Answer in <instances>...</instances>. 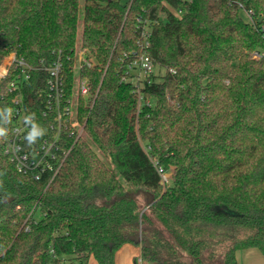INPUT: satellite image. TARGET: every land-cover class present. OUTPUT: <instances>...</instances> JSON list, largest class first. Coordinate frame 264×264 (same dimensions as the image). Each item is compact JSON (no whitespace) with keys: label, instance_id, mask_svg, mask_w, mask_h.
<instances>
[{"label":"trees","instance_id":"1","mask_svg":"<svg viewBox=\"0 0 264 264\" xmlns=\"http://www.w3.org/2000/svg\"><path fill=\"white\" fill-rule=\"evenodd\" d=\"M138 16L158 20L150 53L165 70L141 87V105L122 61ZM263 25L264 0H193L181 15L162 0L130 10L118 0H0V63L16 53L35 68L24 93L39 123L41 63L60 57L71 92L75 52L87 49L82 74L95 93L81 100L83 132L67 138L62 169L34 180L6 152L11 75L0 82V264H116L126 244L140 248L136 264L264 255V55L253 56L264 53Z\"/></svg>","mask_w":264,"mask_h":264},{"label":"built area","instance_id":"2","mask_svg":"<svg viewBox=\"0 0 264 264\" xmlns=\"http://www.w3.org/2000/svg\"><path fill=\"white\" fill-rule=\"evenodd\" d=\"M130 10L134 0H118ZM177 6L169 0H162L168 11L181 15L185 7L193 0H175ZM251 23H255L252 10H245ZM157 19L137 17L136 45L130 51H124L125 79L132 80L136 85L139 105L145 102L141 87L152 84L156 78L163 75L165 70L152 58V31ZM264 30V25L262 26ZM264 53L254 52L256 59H261ZM93 61L88 57L85 48H78L75 52L73 65V87L68 91L65 79V64L59 57L49 65L38 67L47 72L45 91L41 94L44 103L43 117L47 122L41 124L36 114L31 110L34 100L26 101L24 88L31 82V73L35 69L23 57L11 53L0 63V82L11 75L8 91L13 97V126L6 152L19 172L31 176L34 180L53 179L62 169L72 146L66 143L67 138L83 132L79 112L81 100L90 104L95 100L94 90L89 79L82 74L85 67H90ZM164 70L163 73L160 71ZM174 72V71H172ZM161 73V74H160ZM32 104V105H31ZM30 105V106H28ZM162 173L163 182L168 181L167 174ZM142 264L141 258L139 263Z\"/></svg>","mask_w":264,"mask_h":264},{"label":"rangeland","instance_id":"3","mask_svg":"<svg viewBox=\"0 0 264 264\" xmlns=\"http://www.w3.org/2000/svg\"><path fill=\"white\" fill-rule=\"evenodd\" d=\"M242 15L246 20H248V16L246 15V13H242ZM160 72L163 73L164 70H161ZM167 177L168 178L170 177V173L167 174ZM139 204L142 207H146L144 196H140ZM127 245H128L126 246L127 248L131 247V244H127ZM136 248L138 247L136 246ZM237 257L239 260V264H264V255L258 248L240 249L237 252ZM93 263H94L93 261L90 262V264H93Z\"/></svg>","mask_w":264,"mask_h":264},{"label":"crops","instance_id":"4","mask_svg":"<svg viewBox=\"0 0 264 264\" xmlns=\"http://www.w3.org/2000/svg\"><path fill=\"white\" fill-rule=\"evenodd\" d=\"M126 246L128 245H124L117 252L116 264H136L134 261V257L140 253V248H136V246H134L133 244H131V247L128 248ZM92 261L94 262L93 264H98L94 259H92Z\"/></svg>","mask_w":264,"mask_h":264}]
</instances>
